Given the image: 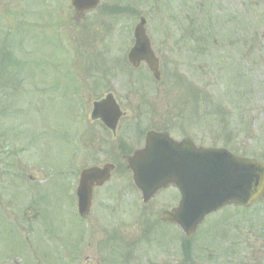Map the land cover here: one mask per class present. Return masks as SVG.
<instances>
[{"label":"rangeland","instance_id":"1","mask_svg":"<svg viewBox=\"0 0 264 264\" xmlns=\"http://www.w3.org/2000/svg\"><path fill=\"white\" fill-rule=\"evenodd\" d=\"M140 17L160 81L127 61ZM109 92L124 113L112 143L161 128L264 163V0H100L81 15L70 0H0V264H135L112 207L86 222L72 203L79 173L110 159L90 120ZM124 174L111 181L123 190ZM159 205H132L120 230L141 236ZM185 251L184 264H264V200L209 216Z\"/></svg>","mask_w":264,"mask_h":264},{"label":"water","instance_id":"2","mask_svg":"<svg viewBox=\"0 0 264 264\" xmlns=\"http://www.w3.org/2000/svg\"><path fill=\"white\" fill-rule=\"evenodd\" d=\"M71 1L76 12L83 13L96 7L99 0ZM144 24L141 18L128 59L134 67L145 61L158 79V61L145 35ZM98 116L114 128L120 112L111 96L95 104L92 118ZM129 165L135 184L147 198L170 184L179 189L181 201L168 218L189 237L207 214L228 204L248 206L264 197V165L257 160L236 157L222 148L196 147L187 139L175 142L167 134L149 132L145 148L129 159ZM95 176L93 171L82 174L79 212L83 216L90 208L88 184Z\"/></svg>","mask_w":264,"mask_h":264},{"label":"flooded vegetation","instance_id":"3","mask_svg":"<svg viewBox=\"0 0 264 264\" xmlns=\"http://www.w3.org/2000/svg\"><path fill=\"white\" fill-rule=\"evenodd\" d=\"M99 123H100L99 127L102 128L107 133L106 136H109V134H112L107 128L104 127L103 124H101V122H99ZM128 131H129V128H128ZM118 132H119V134L121 132L120 125H118L116 127L115 134L113 135L114 138H116L118 136L117 135ZM96 137H97V134L95 135V138ZM98 139H99V137H98ZM134 146H135V144H133V142L131 143V142L126 141V143H125V142H123V140H119V141L117 140L116 143L110 145L108 153H111L113 158H120V159L124 160L128 154L132 153L135 149H137L136 148L137 146L136 147H134ZM114 160H116V159H114ZM113 164H114V168H113V171L111 173V180H112V177L117 176V175L119 176V174H122V173H125L126 176L130 175V171H129L126 163L123 164L122 162H118L116 160V161H114ZM105 185L107 187L105 189H103ZM126 186L128 188L124 189V190L122 188L121 183H112L110 185H108V183H106L101 187H94L92 190L93 205L106 206L108 204V202H111L113 204L112 206L123 207L122 205L126 204L123 201H126V200L129 202L131 201L132 205H138L139 202H142V196H141L140 192L135 188L134 184L131 182V183H128ZM123 191H128L127 193H125L126 194L125 195L126 200L121 199V197H124V195L122 194ZM156 198H157V196H155L151 201H153ZM157 200H158L157 202L160 203V205H159V208H160L161 205L164 204L165 201L162 198H158ZM151 201H149V202H151ZM172 208L173 207H170V208H168V210H171ZM168 210H166V209L164 210V208H160V210H159V214L161 213V217H159V224L160 225H171V226H173L172 224L165 222L162 218V213L165 211H168ZM157 224H154V226L156 227ZM119 234L125 235L126 233H125V231L120 230ZM163 235L164 236H162L160 238L157 236V238H155L154 241L155 242L161 241L165 245L164 241L166 239L171 238V239H169V240H171L169 242V247L165 246L166 252H167V254L169 252L172 253L177 258L178 264H181V262L179 260L183 256V240L181 239L179 242L178 237H175L174 234H172V236H169L168 234H163ZM120 238H123V237L120 236ZM135 244H136L135 241L134 242L130 241V245L132 247Z\"/></svg>","mask_w":264,"mask_h":264}]
</instances>
